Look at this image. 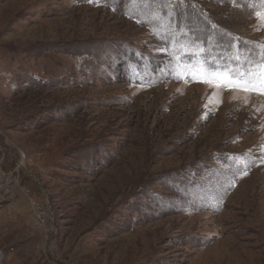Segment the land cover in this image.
<instances>
[{"label": "rangeland", "instance_id": "rangeland-1", "mask_svg": "<svg viewBox=\"0 0 264 264\" xmlns=\"http://www.w3.org/2000/svg\"><path fill=\"white\" fill-rule=\"evenodd\" d=\"M261 1L0 0V264H264Z\"/></svg>", "mask_w": 264, "mask_h": 264}, {"label": "trees", "instance_id": "trees-1", "mask_svg": "<svg viewBox=\"0 0 264 264\" xmlns=\"http://www.w3.org/2000/svg\"><path fill=\"white\" fill-rule=\"evenodd\" d=\"M247 1L248 2H257V3L260 2V3H262L261 0H247ZM220 36H221V34H220ZM238 41L240 42L241 40L239 39ZM258 45H260V44H258ZM241 49L243 50L242 55H243L244 58L250 59L252 57H257L258 56V54L256 53L258 51L256 45L255 46L251 45L250 48H248L246 46L245 47L241 46Z\"/></svg>", "mask_w": 264, "mask_h": 264}, {"label": "built area", "instance_id": "built-area-1", "mask_svg": "<svg viewBox=\"0 0 264 264\" xmlns=\"http://www.w3.org/2000/svg\"><path fill=\"white\" fill-rule=\"evenodd\" d=\"M25 159H26L25 153H21L19 154V156H16L14 158L15 172H21L25 170V164H24Z\"/></svg>", "mask_w": 264, "mask_h": 264}, {"label": "snow or ice", "instance_id": "snow-or-ice-1", "mask_svg": "<svg viewBox=\"0 0 264 264\" xmlns=\"http://www.w3.org/2000/svg\"><path fill=\"white\" fill-rule=\"evenodd\" d=\"M206 82H212V80L208 79V80H206ZM245 87L247 88V85H245ZM252 88H255V85H253ZM262 90H264V89H262Z\"/></svg>", "mask_w": 264, "mask_h": 264}, {"label": "crops", "instance_id": "crops-1", "mask_svg": "<svg viewBox=\"0 0 264 264\" xmlns=\"http://www.w3.org/2000/svg\"><path fill=\"white\" fill-rule=\"evenodd\" d=\"M2 204V202L0 201V205Z\"/></svg>", "mask_w": 264, "mask_h": 264}]
</instances>
